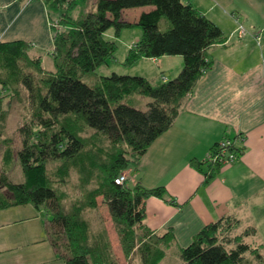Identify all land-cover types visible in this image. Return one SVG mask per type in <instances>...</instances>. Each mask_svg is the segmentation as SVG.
Masks as SVG:
<instances>
[{"label": "trees", "instance_id": "obj_1", "mask_svg": "<svg viewBox=\"0 0 264 264\" xmlns=\"http://www.w3.org/2000/svg\"><path fill=\"white\" fill-rule=\"evenodd\" d=\"M43 1L53 35L52 70L42 67L41 55H30V43L0 42V138L14 107L26 113L18 127L21 149L16 154L23 181L7 177L14 149L11 140H4L0 211L31 205L49 213L44 226L56 261L119 264L107 232L91 234L84 219L85 210L98 209L101 198L126 259L136 252L142 264H160L172 240L170 234L153 235L147 228L146 205L152 198L172 202L166 188L149 189L140 182L132 186L128 179L117 185L116 180L131 167L137 170L151 145L174 126L186 98L213 66L210 49L225 44L227 38L187 0H84L93 8L78 19L71 16L78 0ZM138 8L151 10L135 23L124 19L125 10ZM163 20L169 23L166 31L160 29ZM133 28H140L143 35L131 48L125 67L141 59L181 56L184 67L179 75L156 86L143 77L115 73L97 78L94 86L86 84L83 79L118 51L106 34L113 30L119 38L123 30ZM137 96L152 99L146 111L128 103ZM223 142L228 143L224 148ZM242 153L234 141L224 140L212 148L206 161L192 163L198 170L201 165L209 167L208 182L230 155L238 158ZM54 161L62 163L50 171ZM94 169L101 172L99 185L67 210L57 184L65 186L77 170L87 180ZM239 226V220L224 217L204 227L181 249L183 264H241L248 253L264 264L261 246L246 242L257 229L249 227L237 234Z\"/></svg>", "mask_w": 264, "mask_h": 264}, {"label": "crops", "instance_id": "obj_2", "mask_svg": "<svg viewBox=\"0 0 264 264\" xmlns=\"http://www.w3.org/2000/svg\"><path fill=\"white\" fill-rule=\"evenodd\" d=\"M187 1L222 30L227 42L210 49L212 68L186 98L174 126L151 145L134 171V185L166 188L172 202L148 200L145 223L153 235L170 234L179 256L204 227L221 218L233 217L246 226L258 215L257 221L264 222V0ZM150 10H125L123 17L135 23ZM50 22L43 0H0V42L25 41L39 52H52ZM140 39L128 44L129 52ZM142 61H150L155 73L146 74L138 64ZM124 64V75L160 85L163 78L169 82L179 75L184 59H141L134 64L139 72ZM224 140L234 141L243 153L206 182L209 167L198 170L192 162L206 161ZM27 207L33 206L0 211V264H58L51 244L45 248L44 230L17 231L29 220L20 212ZM31 216L37 219L35 213Z\"/></svg>", "mask_w": 264, "mask_h": 264}, {"label": "rangeland", "instance_id": "obj_3", "mask_svg": "<svg viewBox=\"0 0 264 264\" xmlns=\"http://www.w3.org/2000/svg\"><path fill=\"white\" fill-rule=\"evenodd\" d=\"M77 8L74 10V12L71 13V16L73 18L78 19L80 16L86 15L91 9L93 8L91 4L85 2L84 0H78ZM133 12V11H131ZM130 14V13H129ZM58 15V14H57ZM57 15H52L53 18H56ZM128 15V13H127ZM126 15V16H127ZM128 18V16H127ZM167 27H169V23L167 20H163L160 24V29L162 31H166ZM143 35V31L140 28H133V29H125L122 33V36L119 38H116L114 35V31L111 30L106 34V38L111 41H116L118 43V51L115 54L113 59L108 60L106 64H103L100 66L94 74H89L86 76L83 80L86 84L89 86H94L96 84L97 78L99 77H110L113 73H117L119 75H124L121 71L122 63H125V58L129 55L128 50V44L137 41L140 39ZM30 55L33 56H39L42 57V67H44L46 70H52L54 66V61L52 58V52L50 49H46L45 51H38L37 48L32 47L30 50ZM141 64L143 71L148 74L151 72L152 74L155 73V67L152 65L150 61H142ZM136 65L131 66V70L137 72L140 71V67L136 69ZM129 69L130 67H125ZM124 68V70H125ZM132 73V72H131ZM138 75V74H135ZM131 76V75H130ZM135 77V76H133ZM153 86H156L154 82H152ZM152 102V99L150 98H143L140 96L133 97L132 102L129 101V104H133L137 109H140L142 111H146L148 109L149 103ZM16 106V105H15ZM26 113L22 110L21 107H14L13 113L11 116L6 120L7 121V127L6 132L3 134V137L0 138V169H3V165L5 164V149L6 144L4 143V140H11L12 147L14 149V158L12 159V163L10 165V171L7 175L9 179H11L14 182L20 183L23 181V172L22 168L19 164V161L17 159L16 154L21 149V138L18 133V127L21 125V121H23V118H25ZM108 146V143H106ZM105 156V155H104ZM62 162H50L48 169L50 171H54L56 168L60 166ZM92 171V170H90ZM134 168H130L129 170L125 171L123 175L130 177V185H134ZM93 173L90 175H87V180L82 178V174L77 170L73 171L69 183H67L65 186H58L57 189L59 194L61 195L62 201L64 206L67 210L72 209L73 204L78 203L82 200H84L86 197V192L92 191L96 189V187L99 185V179L101 178L100 171H97L94 169L92 171ZM128 179V178H127ZM3 190L0 188V192ZM99 202V208L96 210L89 209L85 210L84 212V219L89 223L90 225V232L93 235H99L103 231L107 232V236L112 242V245L114 247V250L116 252V258L118 259L119 264H142L140 256L135 252L132 258L126 259L122 247L120 245V241L118 238V235L116 233L114 224L112 222L109 210L106 206L101 204V198L98 199ZM23 210V209H21ZM26 211H20L23 212L22 214L25 215V217H29V220L25 221L24 225H20L17 227V231L21 230H27V231H36L37 233L45 232L46 236H44V239L48 241V234L44 227L45 221L50 219V214L47 213L45 210L38 211L34 209L33 207H27L25 209ZM15 212V211H14ZM35 213L37 219L30 218L31 215ZM253 224H245L241 225L236 233L242 234L245 230H247V227H254L257 229L256 235L247 238V243H254L256 245L261 246L260 249L262 251V254L264 255V222H258V215H254L251 217ZM19 229V230H18ZM41 231V232H40ZM246 232V231H245ZM95 236V237H96ZM149 238V242H152L153 239ZM49 242H46L47 250L50 249ZM40 246H43L40 245ZM165 246V245H164ZM163 248V246H161ZM164 249V248H163ZM171 244L165 248L166 251V257L160 262V264H182L180 261V256L176 253H173ZM58 264H64L61 261H58ZM241 264H263L259 263L255 257L248 253L245 256L244 261Z\"/></svg>", "mask_w": 264, "mask_h": 264}, {"label": "built area", "instance_id": "obj_4", "mask_svg": "<svg viewBox=\"0 0 264 264\" xmlns=\"http://www.w3.org/2000/svg\"><path fill=\"white\" fill-rule=\"evenodd\" d=\"M239 32H240L242 35L245 34V29H244V27L240 26V27H239ZM163 80L165 81V78H163ZM227 144H228V143L223 142V143H221V147L224 148V147H226ZM236 159H237V156H236V155H230V156H229V159L225 160V161L223 162L222 166L224 167V166L232 165V163H233ZM126 179H127V177H126L125 175H122V176H120L119 178H117V180H116V184H117V185H122V184L126 181Z\"/></svg>", "mask_w": 264, "mask_h": 264}, {"label": "bare ground", "instance_id": "obj_5", "mask_svg": "<svg viewBox=\"0 0 264 264\" xmlns=\"http://www.w3.org/2000/svg\"><path fill=\"white\" fill-rule=\"evenodd\" d=\"M165 82V81H164Z\"/></svg>", "mask_w": 264, "mask_h": 264}]
</instances>
